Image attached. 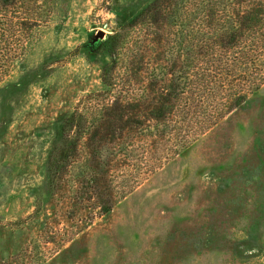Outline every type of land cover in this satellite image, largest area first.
<instances>
[{
  "label": "rangeland",
  "instance_id": "obj_1",
  "mask_svg": "<svg viewBox=\"0 0 264 264\" xmlns=\"http://www.w3.org/2000/svg\"><path fill=\"white\" fill-rule=\"evenodd\" d=\"M153 1L50 0L0 83V264H264V84L113 204L108 182L91 194L70 171L52 181L115 31Z\"/></svg>",
  "mask_w": 264,
  "mask_h": 264
},
{
  "label": "trees",
  "instance_id": "obj_2",
  "mask_svg": "<svg viewBox=\"0 0 264 264\" xmlns=\"http://www.w3.org/2000/svg\"><path fill=\"white\" fill-rule=\"evenodd\" d=\"M49 4L0 0V83ZM114 41L102 88L76 106L49 160L53 182L70 171L66 183L91 194L108 182V203L264 84V0H154Z\"/></svg>",
  "mask_w": 264,
  "mask_h": 264
},
{
  "label": "water",
  "instance_id": "obj_3",
  "mask_svg": "<svg viewBox=\"0 0 264 264\" xmlns=\"http://www.w3.org/2000/svg\"><path fill=\"white\" fill-rule=\"evenodd\" d=\"M99 36H104V32L100 31Z\"/></svg>",
  "mask_w": 264,
  "mask_h": 264
}]
</instances>
